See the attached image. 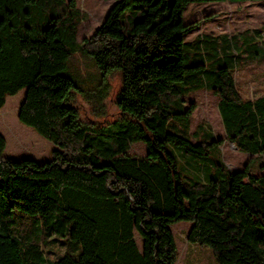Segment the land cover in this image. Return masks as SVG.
Here are the masks:
<instances>
[{
    "label": "trees",
    "instance_id": "trees-1",
    "mask_svg": "<svg viewBox=\"0 0 264 264\" xmlns=\"http://www.w3.org/2000/svg\"><path fill=\"white\" fill-rule=\"evenodd\" d=\"M211 1L225 0H117L79 42L77 0H0V108L25 89L18 121L55 145L44 162L14 160L0 133V264H177L169 225L181 220L217 264H264V172L249 162L232 172L219 157L225 139L264 153V95L243 98L232 63L206 67L212 36L186 40L198 21L184 22L185 7ZM74 54L122 73L123 120L80 122L61 74ZM201 89L219 97L225 139L188 131L195 105L182 98ZM136 142L145 155L129 152ZM25 215L40 217L39 231ZM53 235L64 250L45 263L41 240Z\"/></svg>",
    "mask_w": 264,
    "mask_h": 264
},
{
    "label": "rangeland",
    "instance_id": "rangeland-1",
    "mask_svg": "<svg viewBox=\"0 0 264 264\" xmlns=\"http://www.w3.org/2000/svg\"><path fill=\"white\" fill-rule=\"evenodd\" d=\"M117 0H77L85 13L77 29V41L89 36L100 26L108 10ZM184 22L198 21V25L186 34V40L194 41L203 35L210 39L208 61L204 64L216 66L232 63V76L237 88L245 99H255L264 95V0L211 1L189 3L183 12ZM61 74L69 77L75 88L71 99L82 124L106 128L114 121L123 120L117 107V99L123 86L122 73L114 70L103 73L97 68L91 55L74 54L66 62ZM25 89L6 97L0 108V133L7 143L4 156L14 160L31 158L44 162L51 156L55 145L38 134L34 129L18 121L19 107L25 96ZM219 97L207 89L197 90L183 96L184 108L195 105L188 131L192 135L195 128L202 124L216 139H225V129L218 111ZM176 124L171 131L178 130ZM194 136V135H193ZM197 143V138H193ZM129 152L143 156L147 147L142 142L132 143ZM188 155H182L180 164L186 165ZM219 157L230 171L243 169L249 162L251 173L264 172V153L254 155L242 152L234 143L225 139L219 146ZM25 228L39 231L40 217L25 215ZM191 223L185 220L171 223V229L177 245V264H217L211 250L187 240ZM135 238L141 246L142 240L136 232ZM74 242V241H73ZM63 239L54 235L41 240V252L48 259H55L63 253Z\"/></svg>",
    "mask_w": 264,
    "mask_h": 264
},
{
    "label": "crops",
    "instance_id": "crops-1",
    "mask_svg": "<svg viewBox=\"0 0 264 264\" xmlns=\"http://www.w3.org/2000/svg\"><path fill=\"white\" fill-rule=\"evenodd\" d=\"M246 165V164H245ZM238 170H241V169H238ZM259 174H261V173H259ZM259 174H255V175H259ZM137 240V239H136ZM137 245H138V247L141 249L142 248V243H141V246L139 245V243L137 242Z\"/></svg>",
    "mask_w": 264,
    "mask_h": 264
}]
</instances>
